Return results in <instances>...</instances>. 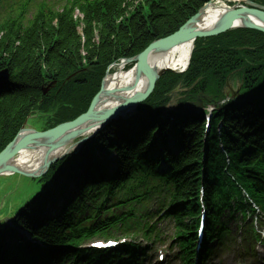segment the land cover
I'll return each mask as SVG.
<instances>
[{
	"label": "trees",
	"instance_id": "trees-1",
	"mask_svg": "<svg viewBox=\"0 0 264 264\" xmlns=\"http://www.w3.org/2000/svg\"><path fill=\"white\" fill-rule=\"evenodd\" d=\"M207 1L91 0L78 6L64 4L58 10L41 9L24 22L21 16L0 18V72L7 73V80L0 81V152L29 116L37 115L42 130H47L84 113L111 64L133 58L149 43L172 35ZM252 1L264 6V0ZM233 76L242 82L244 92L264 91V34L238 29L197 39L187 70L164 74L139 104L138 110L145 107L152 114L109 124L91 144L85 143L74 156L58 161L42 178L32 181L40 190L62 178L53 191L31 196L19 214L27 220L22 227L39 242L30 244L23 239L19 243L33 253L23 261L34 264L44 254L55 264L56 258L72 254L64 246H73L78 240L76 227L83 219L79 217L82 207L101 198L100 192L111 196L141 172L156 176L149 169L158 171L161 158L170 167L167 177L174 191L170 214L177 219L178 238L185 248L198 210L195 198L200 185L209 233L228 209L229 190L235 191V187L222 172L226 158L231 163L228 170L264 210V105L253 101L232 109L221 106L212 116L204 147L201 117L173 122L157 119L171 101L166 94L175 87L191 88L180 94V103L204 95L208 102L216 103L223 98L226 80ZM53 84L47 96L43 95V89ZM169 129L176 131L171 137L180 147L178 155L165 146ZM107 155H114L112 166ZM69 182L77 196L73 202L71 196L64 197L56 217L49 219L46 206L56 205ZM223 184L230 188L224 191Z\"/></svg>",
	"mask_w": 264,
	"mask_h": 264
},
{
	"label": "water",
	"instance_id": "water-1",
	"mask_svg": "<svg viewBox=\"0 0 264 264\" xmlns=\"http://www.w3.org/2000/svg\"><path fill=\"white\" fill-rule=\"evenodd\" d=\"M245 4L247 7L239 10L230 9L226 15L207 28H200L197 20L203 12V7L175 33L150 43L149 47L140 55L126 60L124 63L136 62L134 69L139 73L136 78H130L125 95L108 89L105 77L102 80L100 91L91 101L88 110L77 119L43 132L29 128L26 120L15 138L0 152V177L16 174L29 179L39 178L52 164L66 154L46 161L40 169L32 170V172L14 167L10 169L11 172L9 171V173L3 172L1 165L32 152H46L47 155L55 152H68L93 137L112 121L132 117L137 104L149 96L157 79L169 71L158 69L152 65V55L158 54L159 51L170 49L181 43L193 42L198 38L216 36L237 28H247L264 33V7L248 1H245ZM139 68L141 69L139 70ZM1 74L5 76V72ZM143 75H145L148 85L143 90H139V87L135 86V79ZM49 89L50 87L44 89L43 95H46ZM176 91L177 89L172 93ZM198 110L199 107L191 106V104L183 107V112L189 113ZM81 126H86V128L81 130ZM48 135L52 138L47 139ZM76 136L79 138H75Z\"/></svg>",
	"mask_w": 264,
	"mask_h": 264
},
{
	"label": "bare ground",
	"instance_id": "bare-ground-1",
	"mask_svg": "<svg viewBox=\"0 0 264 264\" xmlns=\"http://www.w3.org/2000/svg\"><path fill=\"white\" fill-rule=\"evenodd\" d=\"M217 3H212L202 14L200 17L201 22L199 23L200 27H209L212 25L213 22L220 16V14L223 13V8L217 6ZM168 37V36H167ZM166 38V37H164ZM153 43V42H151ZM150 43L143 49L139 54L136 56L140 55L142 52H144L148 47ZM193 49V45L191 42H185L181 43L177 46H174L170 49L167 50H161L158 52V54L152 55V65L155 66L158 69H163V70H169L172 73H180L183 71V69L187 66L191 51ZM135 56V57H136ZM141 68H139L140 70ZM116 71L115 73H113ZM112 73H108L106 76V87L108 89H112L115 93L125 95L128 83L130 78H136L138 75L139 71L137 72L135 69L131 68L129 70H125L124 66L120 65L119 69L114 70ZM161 77H159L157 80H159ZM146 83V77L145 75L135 79V86L139 87V90H143L145 86L147 87ZM156 85V84H154ZM154 86L152 90L150 91V94L153 92ZM149 94V95H150ZM131 96V95H130ZM145 100L140 101L133 113L132 120H136L137 118H143L146 116H149L150 114L153 113L152 109H145L141 108L138 110V106L141 102H144ZM224 105L227 109H232V108H237V107H243V105L240 103V100L235 102L234 104H229L227 102H224ZM221 109V106L217 105L215 108L216 112H219ZM191 115L193 116H199L201 117L202 121V128H201V136L203 139V147L205 146L206 140H207V135L210 132L211 127H206V120L203 118L202 114H197L196 112H183L181 111L180 113L176 115H172L171 118H164L162 115H158L157 119L158 121L165 122H173L176 119H181V118H186L187 116ZM30 117V118H29ZM27 120V125L29 128H31L28 124L29 120H31L33 117L29 116ZM93 121V120H92ZM211 122V121H210ZM40 125V122H37ZM89 124V123H88ZM87 124V125H88ZM86 125V126H87ZM221 123H219L220 127ZM86 126H81L80 129H85ZM22 128V127H21ZM33 129V128H31ZM37 131V130H36ZM43 132V131H41ZM169 138L168 142L165 144L167 148L170 149V153L174 155H178L180 152V147L176 144H174L172 140V135L176 134V131H170L169 129ZM171 137V138H170ZM50 135H48L47 139H51ZM75 138H79V136H76ZM85 142L78 147L68 151V152H55L52 153L51 155H47L46 152H32L27 155H24L20 158H17L15 160H12L8 163H5L1 165V169L3 172H11V168H18L22 169L24 171H29L32 172V170H37L40 169L41 166L46 161H49L53 158L59 157L62 154H66L62 159L66 157H72L74 156L75 153H78L80 149L84 146ZM61 159V160H62ZM204 157H202V160ZM109 162L113 163V159H110ZM204 168L202 166L201 168V174H203ZM68 186H72V183L69 182ZM47 189L43 188L41 193L45 192ZM53 191V190H52ZM14 193L16 195V199L14 200L15 202L20 203L12 213L8 215L7 221L4 223L1 222L0 224V261H7L5 263L7 264H26L23 260L27 259L30 255H33V253L24 247H22L21 244H19L16 240L15 237V232L22 229L24 235L26 238L29 240L30 244H39V242H34L33 239L30 237V235L27 234V230L22 227L23 225L26 224V218L25 216L19 215L22 211V209H26V205L29 203V198L27 197L26 192L22 193L20 197H18L19 193L12 191V197H14ZM15 198V197H14ZM45 212L52 214V217L49 219H53L56 217L58 214L57 208L54 206H46ZM37 219V223H38ZM36 223V224H37ZM46 227V226H45ZM65 233L68 235L69 231L65 230ZM52 251V250H51ZM42 256L46 257L47 255H39L35 258V263L34 264H40L41 262H46L44 259H42Z\"/></svg>",
	"mask_w": 264,
	"mask_h": 264
},
{
	"label": "rangeland",
	"instance_id": "rangeland-1",
	"mask_svg": "<svg viewBox=\"0 0 264 264\" xmlns=\"http://www.w3.org/2000/svg\"><path fill=\"white\" fill-rule=\"evenodd\" d=\"M115 69H117V67L112 68L113 71ZM229 84L233 90H236L239 82H237V79L233 76L230 79ZM170 105L172 109H174V107L177 105L176 100H174ZM34 117L35 118H32L31 120H29L28 122L29 126L37 131H43L42 130L43 129L42 120L37 115L36 116L34 115ZM37 122H40V125ZM12 191L18 192L19 193L18 197H20L21 194L25 192L27 195L29 193L35 192L33 191V188L31 187V181L29 179L18 177V176L0 178V224L1 222L4 223L5 221H7L8 215L12 213L14 209L20 204L14 201L16 199V195L14 193L15 198L12 197L11 196ZM233 222L235 224H239L240 219L238 217H234ZM257 254L259 255L260 258H262V256H264V248H261V250L257 252ZM224 255H225V259L231 262H234V261H237L243 258L249 264H261L260 262L249 260L246 255H244L243 257H241V255L239 256V253L237 249L235 248H230V250Z\"/></svg>",
	"mask_w": 264,
	"mask_h": 264
}]
</instances>
